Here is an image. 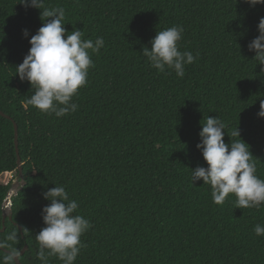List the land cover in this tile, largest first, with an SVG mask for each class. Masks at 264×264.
I'll use <instances>...</instances> for the list:
<instances>
[{"label":"trees","instance_id":"trees-1","mask_svg":"<svg viewBox=\"0 0 264 264\" xmlns=\"http://www.w3.org/2000/svg\"><path fill=\"white\" fill-rule=\"evenodd\" d=\"M63 7L64 27L83 40L103 37L94 67L78 90L75 112L62 117L27 105L31 84L16 67L42 26L41 9L0 0V229L11 182L19 174L14 122L25 185L12 197L0 239L17 231L12 247L27 249L22 264H41L35 235L45 226L42 193L63 185L90 221L74 264H264V205L236 208L229 194L212 200L192 170L207 167L196 147L208 116L226 125L224 140L249 145L264 179V65L248 44L264 4L245 0H44ZM51 19V18H48ZM183 26L180 51L196 60L183 78L158 72L142 55L157 31ZM28 30L25 37L23 30ZM70 34V33H69ZM198 54V55H197ZM167 73V74H166ZM9 116V117H8ZM238 127L240 137H230ZM229 133V134H228ZM22 226V232L18 225ZM4 251L0 250V259ZM48 264H63L48 257Z\"/></svg>","mask_w":264,"mask_h":264},{"label":"clouds","instance_id":"clouds-1","mask_svg":"<svg viewBox=\"0 0 264 264\" xmlns=\"http://www.w3.org/2000/svg\"><path fill=\"white\" fill-rule=\"evenodd\" d=\"M245 2L250 6L264 4V0ZM19 3L41 9L43 21L36 34L31 36L28 54L15 72L22 81L31 84L33 91L27 105L56 117L75 112L78 104L73 102V97L86 86L89 68L95 66L89 50L98 53L105 44L103 37H97L93 42L83 40L80 29L73 28L69 32L64 27L63 7H47L44 0H19ZM257 29L259 35L251 40L248 49L254 51V59L264 65V17L260 18ZM183 32L181 25L157 31L149 41L151 47L144 46L142 51L151 67L160 73H165L166 68L171 69L177 77H184L185 65L192 64L197 57L190 51L179 50L178 42ZM23 34L27 37L28 30L24 29ZM258 115L264 117V100L260 102ZM226 128L219 117L208 116L202 124L201 140L196 147L202 152L207 167L191 169L192 183L202 179L203 184L211 187L212 200L218 205L223 204L229 194H234L236 208L259 209L264 205V179L256 174V163L245 141L231 139L230 143L225 142ZM229 135L240 137L238 127ZM42 195L50 204L42 208L45 226L35 235L39 244L37 258L41 264H48V257H56L63 264H74L85 246L81 237L91 228V223L77 214L79 204L70 199L65 186L55 184ZM254 233L264 236V224H256ZM18 239L15 230L0 239V250L5 252L0 264H16L21 252L9 242L15 243Z\"/></svg>","mask_w":264,"mask_h":264},{"label":"water","instance_id":"water-1","mask_svg":"<svg viewBox=\"0 0 264 264\" xmlns=\"http://www.w3.org/2000/svg\"><path fill=\"white\" fill-rule=\"evenodd\" d=\"M0 114H3L4 115V112L0 110ZM9 117V116H8ZM14 128H15V144H16V150H17V164H18V171H19V174H18V180L15 181V182H12L10 187H9V190L7 193V196H6V199H5V202H4V207H3V226L2 228L0 229L1 231H3L5 229V219L6 217L8 216L10 220H12V209H11V205H12V197L14 195L17 194V192L21 189V187L23 185H25L26 183V180L24 179V174H23V171H22V161H21V157L19 155V149H18V127H17V124L14 122ZM15 224H17V222L13 221ZM19 229L21 230L22 232V226L17 224ZM22 235H23V232H22ZM27 249V244L24 245V247L20 250L21 252V255L24 253V251ZM16 264H22V262L20 261V259L18 258L17 259V262Z\"/></svg>","mask_w":264,"mask_h":264},{"label":"rangeland","instance_id":"rangeland-1","mask_svg":"<svg viewBox=\"0 0 264 264\" xmlns=\"http://www.w3.org/2000/svg\"><path fill=\"white\" fill-rule=\"evenodd\" d=\"M7 180L12 182H15L18 180V174H14V173H7Z\"/></svg>","mask_w":264,"mask_h":264}]
</instances>
